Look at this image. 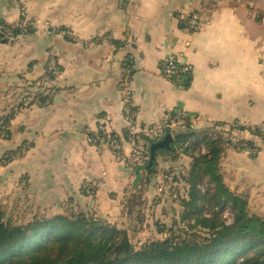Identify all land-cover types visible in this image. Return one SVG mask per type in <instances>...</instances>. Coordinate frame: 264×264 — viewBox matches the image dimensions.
Segmentation results:
<instances>
[{
    "label": "crops",
    "instance_id": "1",
    "mask_svg": "<svg viewBox=\"0 0 264 264\" xmlns=\"http://www.w3.org/2000/svg\"><path fill=\"white\" fill-rule=\"evenodd\" d=\"M22 10L34 26L0 41V105L12 91L21 95L37 86L47 62L56 61L52 104L21 109L11 121L9 143V151L27 143L22 181L38 184L43 206L124 199L132 168L102 134L100 144L88 141L105 125L128 151L124 83L139 130L162 121L167 111L183 112L193 127H204L191 150L177 154L174 147L173 154L159 155L160 170L186 175L198 144L204 142L206 153L207 142L222 135L224 183L247 199L251 214L264 216V140L254 130L264 124V0H0V30ZM196 12L202 23L191 31L183 22ZM51 28L67 29L74 39L49 35ZM171 54L189 67L187 76L162 73Z\"/></svg>",
    "mask_w": 264,
    "mask_h": 264
},
{
    "label": "trees",
    "instance_id": "2",
    "mask_svg": "<svg viewBox=\"0 0 264 264\" xmlns=\"http://www.w3.org/2000/svg\"><path fill=\"white\" fill-rule=\"evenodd\" d=\"M190 18L188 16L185 22ZM7 27L2 26L0 30V41L10 42L32 31L9 28L11 36L5 38ZM189 73L173 77L182 78ZM56 76L47 65L37 86L32 83L26 87L27 91L20 95L14 110L33 104L41 107L52 104V84ZM30 96L34 98L31 102L27 100ZM49 98L52 102L46 105ZM14 114L12 111L1 118L0 137L7 141L13 137ZM193 125L189 117L184 125L175 127L171 135L176 143L169 148L162 146L163 140L151 142L140 134L138 141L147 159L143 166L130 167L135 180L124 192V198L129 192H138V198L132 199L144 206L145 201H140L142 194L152 182L156 183L161 173L168 183H178L183 190L182 193L175 191L183 212L180 219L183 227L178 233L166 230L168 235L136 245L126 229H118L102 216H95V211H73L78 207L73 200L66 203L70 215L58 213L46 218L39 214L24 225L11 223L0 211V264H264V216L251 214L247 199L235 194L224 183L220 159L222 146L227 141L222 135L207 142L206 153L198 152L191 158L186 175L171 177L167 170L164 173L158 168L159 155L173 154L174 147L185 139H194L204 128ZM254 130L264 140V124ZM100 134V131L99 134L90 133L95 139L93 145L100 144ZM26 144L7 152L4 158H22L28 149ZM85 193L89 195L92 191ZM227 208L232 215L230 223L223 216Z\"/></svg>",
    "mask_w": 264,
    "mask_h": 264
},
{
    "label": "rangeland",
    "instance_id": "3",
    "mask_svg": "<svg viewBox=\"0 0 264 264\" xmlns=\"http://www.w3.org/2000/svg\"><path fill=\"white\" fill-rule=\"evenodd\" d=\"M195 14L197 12L193 15ZM19 95V90L12 91L9 95V100L5 101L7 105H0V123L2 122L1 118L9 112L14 111L15 116L21 114L20 110H14L16 104H11L13 98L14 102H16V98L19 100ZM33 99L31 96L28 97L30 102ZM9 101L10 104L8 105ZM17 137L18 133L15 134L14 138L17 140L19 139ZM189 140L194 141V139ZM9 143L10 141L8 142L0 137V211L5 218L11 223L24 225L37 218L39 214L46 218H51L58 213L70 215L68 206H65L67 209L64 210L43 206L44 202L39 199L40 194L36 189L38 184L33 180L31 184H26L22 181V176L27 172L24 158L14 160L4 158L6 153L9 152ZM162 170L165 173V169ZM165 177L161 173L156 178L157 184L154 185V189L150 190V186L153 185L152 182L142 194L140 201H145L144 206L140 202V204H137L132 199V197L134 199L138 198L136 197L138 192L133 191L132 194L129 193L124 199L122 194L116 198L93 200L89 201V205L86 207H74L73 211H77V209L80 211H95V216L97 214L102 216L109 224L114 225L118 229H126L136 245L148 239H156L168 235L166 230L178 233L179 228L183 227V223L180 220L183 212L175 191L180 190L182 193L183 190L178 183H168L164 179ZM132 180H135L134 177ZM168 184H172L171 189L167 188L166 185ZM166 196L169 199L163 201V197ZM238 196L245 198L239 194ZM144 198H147V200Z\"/></svg>",
    "mask_w": 264,
    "mask_h": 264
},
{
    "label": "built area",
    "instance_id": "4",
    "mask_svg": "<svg viewBox=\"0 0 264 264\" xmlns=\"http://www.w3.org/2000/svg\"><path fill=\"white\" fill-rule=\"evenodd\" d=\"M19 1L22 5H24L26 0H19ZM190 17L191 18L189 19V21L187 23L183 22V24H186L187 28L191 31L198 30L202 23L201 14L198 12L195 15H190ZM33 26L34 24L31 23V21H29L26 18L25 11L22 10L20 13V17L19 19H17V21H15L13 24L5 26L7 27L5 29L6 30L5 38H9L11 36V32L9 31V28L18 29L20 31H28L31 30ZM47 33L49 35H61L71 40L74 39L73 34L69 30L63 28L62 29L51 28L47 30ZM179 64L180 63L178 62L177 57L174 54H171L167 56L166 59L164 60L161 71L167 78L189 72L188 66H179ZM48 70L52 74L57 75L58 67L54 59L49 60ZM121 89H122V94H121L122 102L124 105L123 109L125 111V115L127 119V125L124 130L123 138L125 140L126 145L128 146V151L124 150L123 148L124 146L118 142L116 136L113 135L111 136V133L108 132L105 125H100L98 131H100V133L106 139H109L111 141V146L113 148L114 154L122 164L128 167L143 166L147 158L144 154V147L138 141L139 135L142 134L151 142L163 140L168 132L169 134H172L173 129L177 126L184 125V123L187 120H189V117L187 114L183 112L174 113L173 111H167L162 121L149 126V128L146 130L141 131L133 123L134 112L132 111L131 98L126 90V86L124 85V83L121 85ZM51 102H52L51 98H49L45 104L47 105ZM88 141L93 143L95 139L89 137ZM192 147H193L192 141L189 139H185L182 142H180L176 147L177 154L183 153L185 149L191 150ZM196 148H197L195 150L197 151L196 154L198 152L204 153L205 152L204 142L201 141ZM223 216L228 223L232 221V215L228 208L225 209Z\"/></svg>",
    "mask_w": 264,
    "mask_h": 264
},
{
    "label": "water",
    "instance_id": "5",
    "mask_svg": "<svg viewBox=\"0 0 264 264\" xmlns=\"http://www.w3.org/2000/svg\"><path fill=\"white\" fill-rule=\"evenodd\" d=\"M174 138L171 134H168L165 136V138L163 139V147L164 148H169V146L173 143Z\"/></svg>",
    "mask_w": 264,
    "mask_h": 264
}]
</instances>
